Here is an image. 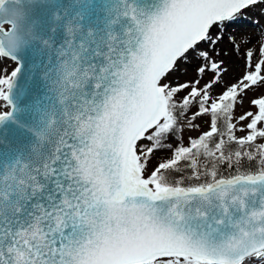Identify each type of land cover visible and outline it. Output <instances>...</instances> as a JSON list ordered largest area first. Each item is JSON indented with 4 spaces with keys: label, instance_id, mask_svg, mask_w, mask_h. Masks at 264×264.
Wrapping results in <instances>:
<instances>
[{
    "label": "snow or ice",
    "instance_id": "6c2138e0",
    "mask_svg": "<svg viewBox=\"0 0 264 264\" xmlns=\"http://www.w3.org/2000/svg\"><path fill=\"white\" fill-rule=\"evenodd\" d=\"M252 10L0 0V264H264Z\"/></svg>",
    "mask_w": 264,
    "mask_h": 264
},
{
    "label": "rangeland",
    "instance_id": "374dc122",
    "mask_svg": "<svg viewBox=\"0 0 264 264\" xmlns=\"http://www.w3.org/2000/svg\"><path fill=\"white\" fill-rule=\"evenodd\" d=\"M254 26H264V18H261V15L257 10H252V14L246 16L245 18V28H247L249 31H255L257 29ZM237 71L239 72L240 69Z\"/></svg>",
    "mask_w": 264,
    "mask_h": 264
},
{
    "label": "bare ground",
    "instance_id": "6f19581e",
    "mask_svg": "<svg viewBox=\"0 0 264 264\" xmlns=\"http://www.w3.org/2000/svg\"><path fill=\"white\" fill-rule=\"evenodd\" d=\"M248 19V18H247ZM239 69V68H238ZM238 69H236V71L238 70ZM238 72V71H237Z\"/></svg>",
    "mask_w": 264,
    "mask_h": 264
}]
</instances>
